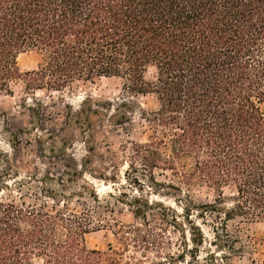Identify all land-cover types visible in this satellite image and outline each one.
Segmentation results:
<instances>
[{"label":"trees","instance_id":"obj_1","mask_svg":"<svg viewBox=\"0 0 264 264\" xmlns=\"http://www.w3.org/2000/svg\"><path fill=\"white\" fill-rule=\"evenodd\" d=\"M29 52L38 57L36 68L21 73L17 59ZM95 78L123 80L126 97L68 107L65 123L85 132L105 118L124 128L137 114L148 134L144 142L125 141L129 166L151 176L168 172L169 182L155 185L180 214L161 205L164 225H153L147 215L158 204L146 202L133 206L130 224L96 220L88 209L109 200L128 204L114 194L102 201L81 172L28 178L57 183L68 195L45 187L35 194L16 176L11 186L22 201L0 198V264H135L125 260L130 249L163 256L161 263L191 264L186 259L195 260L205 242L198 220L217 248L264 264V235L244 228L264 223V0H0V95L12 96V83L23 81L31 103L22 99L20 108L29 124L43 113L36 92ZM137 95L153 96L157 108L142 110L132 100ZM199 184L214 191L212 200L197 203L190 195ZM1 185L0 193L11 191ZM225 188L233 198L224 197ZM58 195L59 208L49 205ZM28 196L37 203L26 204ZM104 226L119 247L88 249L85 236ZM166 227L178 235L175 243Z\"/></svg>","mask_w":264,"mask_h":264},{"label":"rangeland","instance_id":"obj_2","mask_svg":"<svg viewBox=\"0 0 264 264\" xmlns=\"http://www.w3.org/2000/svg\"><path fill=\"white\" fill-rule=\"evenodd\" d=\"M37 62L38 57L33 52L21 54L17 59L21 73L35 69ZM152 75L153 70H149L145 77L150 79ZM123 83L124 81L119 78H95L91 81L74 82L62 92H36L35 98L44 104L43 113L40 123L29 124V114L20 108V103L22 99H27V102L31 103L29 100L31 95L25 93L23 81L13 82L12 96L0 95V183L7 182L11 190L0 193V198L22 201L11 186V180L16 176H18L17 180H27L25 190L32 188L35 194H39V190L45 187L55 191L56 194L68 195L70 190L62 191L57 183L43 185L28 178L32 176L41 179L44 176H59L62 172H81L84 180L92 186L102 201L108 194H114L128 204H115L113 200H109L107 205L102 202L95 212L88 209L87 213L96 220L104 219L110 222L114 219L123 224H130L133 222V206L144 208L146 202L158 204L152 211H148L147 215L153 225L159 223L164 225L162 212L159 209L161 205L180 214L179 205L174 203L171 195H167L168 191L162 186L155 185L167 184L168 179H171L168 172L155 171L151 176V172L144 171L139 165L129 166L127 153L123 150L125 141L129 139L134 142H144L148 134L141 127L142 122L137 114L124 128L109 127L105 118L97 122L90 131L85 130V132L65 123L64 115L68 107L73 112L78 111L85 100L117 104L126 97ZM132 100L146 112L157 108V103L151 95H137ZM14 134L16 139H13ZM183 163L188 169L192 166V160L184 159ZM0 188H4L3 185ZM223 193L225 198H233L230 188H225ZM190 195L197 203H202L212 200L214 191L204 184H199L191 189ZM62 200L58 195L54 201H48V204L59 208ZM24 201L28 205L37 203L34 197L29 196ZM88 205H91L89 199ZM197 222L203 230L205 242L199 249L196 259L191 261L186 259L187 262L250 264L247 256L239 257L226 247L217 248L215 244L218 242L214 243L208 224L203 226L202 222L199 220ZM244 228L248 235L257 237L264 235V223L245 225ZM166 229L172 243H175L178 235L174 234L171 228L166 227ZM85 245L90 250L109 253V245L112 249H116L118 243L112 234V227L104 226L101 230L86 235ZM130 257L131 262L135 261V264L139 261L138 264L161 263V259H156L153 252L143 257L139 252L134 253L130 249L125 252V260Z\"/></svg>","mask_w":264,"mask_h":264},{"label":"clouds","instance_id":"obj_3","mask_svg":"<svg viewBox=\"0 0 264 264\" xmlns=\"http://www.w3.org/2000/svg\"><path fill=\"white\" fill-rule=\"evenodd\" d=\"M116 247L118 248L119 247V245H116ZM163 258V256H161V259Z\"/></svg>","mask_w":264,"mask_h":264}]
</instances>
